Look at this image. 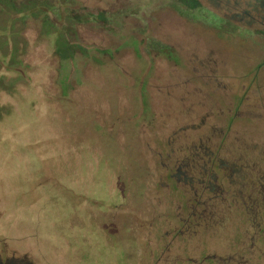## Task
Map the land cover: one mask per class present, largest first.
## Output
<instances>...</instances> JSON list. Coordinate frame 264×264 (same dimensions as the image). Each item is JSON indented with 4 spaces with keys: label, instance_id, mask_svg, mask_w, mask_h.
<instances>
[{
    "label": "rangeland",
    "instance_id": "obj_1",
    "mask_svg": "<svg viewBox=\"0 0 264 264\" xmlns=\"http://www.w3.org/2000/svg\"><path fill=\"white\" fill-rule=\"evenodd\" d=\"M263 2L70 0L78 45L58 51L36 18L1 15L0 243L34 232L50 259L136 264L129 225L171 211L150 196L174 187L157 177L172 149L264 164V21L240 12Z\"/></svg>",
    "mask_w": 264,
    "mask_h": 264
},
{
    "label": "flooded vegetation",
    "instance_id": "obj_2",
    "mask_svg": "<svg viewBox=\"0 0 264 264\" xmlns=\"http://www.w3.org/2000/svg\"><path fill=\"white\" fill-rule=\"evenodd\" d=\"M240 12L263 23L264 2L261 14L256 4ZM181 151L182 146L172 149L166 155L169 164L161 165L164 173L157 175L175 180L174 187L158 182L157 197L150 196L157 207L169 201L171 211L139 216L129 225L136 228L132 240L136 264H264L262 161L253 162L238 149L233 155L228 153L231 161L220 159L217 153H204L200 164L198 155L191 153L181 162ZM218 177L219 184L213 189L210 183ZM181 178L184 188L178 190ZM168 193L177 195L170 199ZM54 248L53 240L47 253L45 242L39 243L34 232L14 235L10 244L0 243V264H69L62 254L49 258L62 252Z\"/></svg>",
    "mask_w": 264,
    "mask_h": 264
},
{
    "label": "trees",
    "instance_id": "obj_3",
    "mask_svg": "<svg viewBox=\"0 0 264 264\" xmlns=\"http://www.w3.org/2000/svg\"><path fill=\"white\" fill-rule=\"evenodd\" d=\"M30 1L31 0H0V16L6 14L10 15L12 12L16 16L15 21L17 20L18 17L22 15L36 18V20L39 21L38 23L42 33L41 36H44L46 38L53 37V45L55 51H58L59 49L62 48L78 45L70 40V35H73L74 31L71 32V30L68 27L67 28L65 27L67 18L64 15L66 11H69L68 10L69 7H71L69 5L71 4L70 0H37L36 2L38 3V7L37 6L34 7L35 4H30L28 7H26L25 5L27 4V2L30 3ZM32 2H35V0H32ZM51 13L55 15L54 20H52L50 17ZM14 26H16V23L12 26H9V28L5 32L0 31V33L1 34L6 33L7 35H10L11 33V35L12 34L14 35L16 34V32L15 33L13 32ZM50 31L53 34H51ZM49 33L51 35H49ZM11 51L12 54L11 53L9 54H11V61L14 62V58L16 57V48H13ZM7 57L8 56H3L1 54L0 60L5 59L6 61ZM23 66L24 65H20L18 70L17 68L14 67L12 68V66L10 69L9 65L8 68L11 70V72L20 71L21 74H24L22 68ZM11 92L13 93V91Z\"/></svg>",
    "mask_w": 264,
    "mask_h": 264
}]
</instances>
